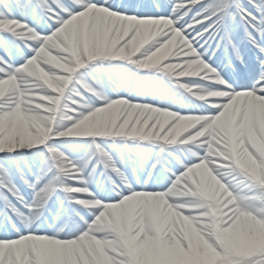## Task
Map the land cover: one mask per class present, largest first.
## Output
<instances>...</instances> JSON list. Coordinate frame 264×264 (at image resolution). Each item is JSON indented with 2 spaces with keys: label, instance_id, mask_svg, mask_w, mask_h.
Segmentation results:
<instances>
[{
  "label": "snow or ice",
  "instance_id": "6c2138e0",
  "mask_svg": "<svg viewBox=\"0 0 264 264\" xmlns=\"http://www.w3.org/2000/svg\"><path fill=\"white\" fill-rule=\"evenodd\" d=\"M0 264H264V0H0Z\"/></svg>",
  "mask_w": 264,
  "mask_h": 264
}]
</instances>
